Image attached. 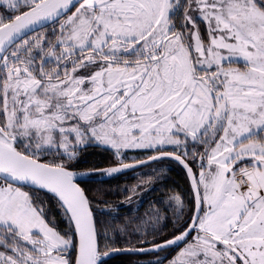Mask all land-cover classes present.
Instances as JSON below:
<instances>
[{
  "label": "snow or ice",
  "instance_id": "1",
  "mask_svg": "<svg viewBox=\"0 0 264 264\" xmlns=\"http://www.w3.org/2000/svg\"><path fill=\"white\" fill-rule=\"evenodd\" d=\"M0 264H264V0H0Z\"/></svg>",
  "mask_w": 264,
  "mask_h": 264
},
{
  "label": "trees",
  "instance_id": "2",
  "mask_svg": "<svg viewBox=\"0 0 264 264\" xmlns=\"http://www.w3.org/2000/svg\"><path fill=\"white\" fill-rule=\"evenodd\" d=\"M172 176L178 183H182V181L180 180V177L176 175V173H172Z\"/></svg>",
  "mask_w": 264,
  "mask_h": 264
}]
</instances>
